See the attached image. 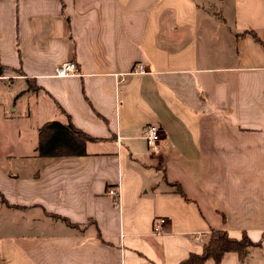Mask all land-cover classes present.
Wrapping results in <instances>:
<instances>
[{
  "label": "crops",
  "instance_id": "crops-1",
  "mask_svg": "<svg viewBox=\"0 0 264 264\" xmlns=\"http://www.w3.org/2000/svg\"><path fill=\"white\" fill-rule=\"evenodd\" d=\"M0 63V264H179L212 229L264 264V0H0ZM67 116L86 155L40 158Z\"/></svg>",
  "mask_w": 264,
  "mask_h": 264
},
{
  "label": "trees",
  "instance_id": "trees-1",
  "mask_svg": "<svg viewBox=\"0 0 264 264\" xmlns=\"http://www.w3.org/2000/svg\"><path fill=\"white\" fill-rule=\"evenodd\" d=\"M61 5L63 6L62 2ZM4 70H6V67L0 63V76ZM92 139L87 133L76 128L72 124L70 117L67 116L66 123L52 120L40 126L37 136L38 143L35 150L40 158L84 156L86 155L85 145L87 141ZM63 220L66 221L65 218ZM254 245H257V243L251 241L246 234L236 239L230 237L227 231L223 229H212L207 235L206 241L202 244L201 252L190 253L179 264H204L208 259L213 260L215 264H219L227 252L236 253L240 260L244 262L248 248Z\"/></svg>",
  "mask_w": 264,
  "mask_h": 264
},
{
  "label": "built area",
  "instance_id": "built-area-1",
  "mask_svg": "<svg viewBox=\"0 0 264 264\" xmlns=\"http://www.w3.org/2000/svg\"><path fill=\"white\" fill-rule=\"evenodd\" d=\"M79 73L78 65L71 60L62 62L59 64L55 69V75L58 77H68V76H74ZM130 73L132 74H142L146 73V69L144 64H138L134 66ZM146 142V145L148 149L154 153L159 152V146L161 141L163 140V136L160 130V127L156 124H148L144 128V133L142 136ZM109 194L114 197L115 203L117 204L119 197H118V190L116 189H110ZM166 222V219L164 217L157 218L153 221V232L156 234H159L162 232L163 224ZM195 239L200 240L198 236L195 237Z\"/></svg>",
  "mask_w": 264,
  "mask_h": 264
},
{
  "label": "rangeland",
  "instance_id": "rangeland-1",
  "mask_svg": "<svg viewBox=\"0 0 264 264\" xmlns=\"http://www.w3.org/2000/svg\"><path fill=\"white\" fill-rule=\"evenodd\" d=\"M25 87H26V90H25V91H31V92H32V91H35V90H36V89H35V85H34L32 82H30V81L26 83ZM30 135H31V134H30ZM30 137H31V136H30ZM31 140H32V137H31L30 141H31ZM32 143H33V142H32ZM32 143H31V144H32ZM31 144H30V145H31ZM30 147H31V146H30Z\"/></svg>",
  "mask_w": 264,
  "mask_h": 264
}]
</instances>
